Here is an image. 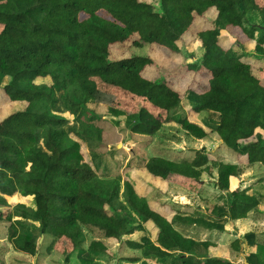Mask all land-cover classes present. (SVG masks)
<instances>
[{"label":"trees","instance_id":"1","mask_svg":"<svg viewBox=\"0 0 264 264\" xmlns=\"http://www.w3.org/2000/svg\"><path fill=\"white\" fill-rule=\"evenodd\" d=\"M158 1L156 10L143 0H0V109L21 106L0 121V207L9 210L6 216L0 212V220L9 222L8 240L15 252L35 256L40 238L48 237L64 247L66 262L91 264L107 248L100 240L86 245L87 234L120 240L151 226L152 238L124 241L141 254L127 262L233 264L200 256L198 247L210 245L178 228L222 232L228 221L245 219L260 207L262 197L248 189L231 190L239 176L237 165L199 150L192 160L151 157L128 165L122 177L104 178L83 154L82 146L101 139L92 104L106 106L112 118L123 120L113 124L122 122L131 134L150 138L175 123L195 140L216 133L240 161L264 166V138H256L257 130L264 129V63L253 64V57L245 55L251 44L254 56L264 59V4ZM254 16L259 26L248 25ZM190 39L200 41L202 57L181 66L174 81L148 57L112 55L113 46L126 44L176 52ZM188 78H194L187 91L190 110L218 117L206 128L187 116L173 118L184 99L177 86ZM209 163L219 193L195 214L176 206L170 215L153 209L130 179L134 172L172 178L180 188L197 193ZM16 197L25 203L7 204ZM254 239L253 233L242 239L254 246L246 262L264 264V245ZM242 241L231 247L239 252Z\"/></svg>","mask_w":264,"mask_h":264},{"label":"rangeland","instance_id":"2","mask_svg":"<svg viewBox=\"0 0 264 264\" xmlns=\"http://www.w3.org/2000/svg\"><path fill=\"white\" fill-rule=\"evenodd\" d=\"M150 3L156 10L159 8L158 0H143ZM258 5H263L264 0H258ZM209 20L215 19V14L211 13L208 16ZM260 19L254 16L248 20V25H260ZM237 52L239 45L235 42H230ZM253 46V45H252ZM203 54V49L199 40H187L183 46L178 48L176 52L163 50L154 45H146L142 48H134L130 44L124 46H113L112 55L116 59L129 58L132 56H143L152 59L161 70V72L172 78L185 64L195 63L200 60ZM241 55V52H239ZM245 54V53H244ZM242 54V57L244 56ZM248 57H253L250 60L253 64L264 63L263 58L254 56L252 49L246 53ZM156 75L157 71H153ZM176 79V78H172ZM194 78H188L177 86L180 92L184 95L183 104L173 113V118H181L187 116L191 122L199 124L204 128L206 123L217 121V115L210 112L195 114L190 110L189 95ZM174 81V80H173ZM176 84L178 80L175 81ZM186 93V94H185ZM20 105L16 107H6L0 109V121L8 116V114L19 111ZM90 109L99 115L100 121L97 126L101 129L100 141L94 142L90 147L82 146L83 154L87 161L94 162L99 166L97 173L100 177L114 178L116 176H124V170L128 165L131 167L141 160H148L151 157H161L171 161L192 160L195 152L203 150L209 153L213 159L227 164H237L239 168L240 188L243 189L246 185L245 179H249L252 185H255L253 191L258 196L262 197L261 205L249 217L252 224L249 223L245 227V233H253L255 242L264 245V167L261 164L246 165L245 159L242 163L237 162L234 157V152L223 150L220 145L219 137L216 133H208V136L203 140H195L186 132L181 130L175 123L164 125L160 131L153 137H145L134 135L129 132L125 125L121 122L120 125H114L113 121L120 119L112 118L104 105H89ZM256 138L261 140L264 138V129H258ZM148 143V144H146ZM95 156V159H93ZM239 163V164H238ZM234 164V165H235ZM209 170L204 172L200 177V185L197 193L188 192L178 186L172 178L168 180H159L149 177L143 172H134L130 175V179L135 184L139 191L146 193L147 201L150 206L157 211L170 215L171 206H176L191 214L197 213L199 210H205L206 206L212 202V199L218 195L219 191L216 187V171L209 163ZM251 168V169H249ZM244 179V180H243ZM239 181V180H238ZM251 185V186H252ZM259 185V186H257ZM122 192V190H121ZM123 202L122 198L119 200ZM17 203H25L21 198H12L7 204L14 205ZM9 210L0 207V212L6 216ZM251 214V213H250ZM228 224V223H226ZM225 224V225H226ZM9 222L0 220V261L5 264H40L42 259L47 258V264H81L80 261L64 259L65 249L61 244H55L52 239L46 237L40 243V252L45 253L28 256L22 253L14 252L11 243L8 240L10 230L8 229ZM151 226H142L140 232L126 239L138 241L143 236L153 237ZM178 230L186 237L193 238L200 244H209L210 246L204 250L201 246L198 247L197 253L200 256L217 257L226 259L236 264H245L246 259L239 252H236L231 247L232 238L221 234L210 232L202 228L188 227L178 228ZM247 231V232H246ZM99 234H87L86 245L93 240H100L107 248L106 255L101 256L91 264H132L125 259L140 258L141 254L138 251H133L127 248L122 239V244L115 239L108 241L104 238H99ZM99 238V239H98ZM243 239V238H242ZM69 248V246H68ZM42 255V256H41ZM139 264V263H136Z\"/></svg>","mask_w":264,"mask_h":264},{"label":"crops","instance_id":"3","mask_svg":"<svg viewBox=\"0 0 264 264\" xmlns=\"http://www.w3.org/2000/svg\"><path fill=\"white\" fill-rule=\"evenodd\" d=\"M224 36H226L227 38H228V43L229 44H232V43H230V42H232V38L231 37H229V36H227L226 34L224 35ZM233 42H235L234 40H233ZM252 49V45L250 44L249 45V50H251ZM239 52H241L240 51V49H239ZM249 52V51H248ZM248 52H246V53H248ZM243 53L241 52V55H242ZM180 92V91H179ZM182 95H183V93L182 92H180ZM185 98V97H184ZM184 100V99H183ZM182 104H183V102H182ZM257 133V132H256ZM220 140V139H219ZM220 145L222 146V148H223V150H226L227 152H233V151H231V150H229L228 148H226L225 146H224V144L222 143V141L220 140ZM235 154V153H234ZM234 157H235V160H237V162H239V163H242V161H240L238 158H237V156H236V154L234 155ZM244 159V158H243ZM236 163V162H235ZM234 163V164H235ZM238 163V164H239ZM227 164V163H226ZM232 164V163H231ZM235 165H237V164H235ZM247 165V164H246ZM258 165V164H257ZM238 166V165H237ZM264 167V166H263ZM249 169H251V168H249ZM264 169V168H263ZM150 177V176H149ZM239 178V177H238ZM239 180V181H238ZM238 180H236V182H232L231 184V190H233V189H235V188H238V189H241L240 188V179H238ZM244 180V179H243ZM245 182H246V185H248V186H246V187H244L243 189H248L249 191H250V193H252V194H256V193H254V191H253V189H254V187H255V185H252V183H251V181L249 180V179H245ZM252 185V186H251ZM257 186H259V185H257ZM243 189H241V190H243ZM257 195V194H256ZM261 196H263L264 197V195H261ZM253 213H251V214H249V216L247 217V218H245V219H240V220H237V221H228L227 223L228 224H226L225 226H224V230L222 231V232H217V231H210V232H215V233H218V234H221V235H223V236H228L229 238H232L233 240H232V242L233 241H235V240H237V239H239V240H241L242 241V238L244 237V235L245 234H247V233H245V231H243V230H245V227H246V225L247 224H249V223H251L252 224V221L249 219V217L252 215ZM191 227H194V226H191ZM180 228H183V227H180ZM186 228H188V227H186ZM198 228V227H197ZM208 231V230H207ZM247 232V231H246ZM46 238V237H45ZM123 239V241L125 240V238H122ZM122 239H120V240H117L118 241V243L120 242L121 244H122ZM193 239V238H192ZM108 241H113V240H115V239H107ZM231 242V243H232ZM41 245V244H40ZM252 249H254V246H252V245H250V243H248V242H244V241H242V244H241V247H240V251H239V255H240V253H241V255L243 256V257H245V255L251 250V251H253ZM15 252V251H14ZM40 254H43V256L44 255H46L45 253H42V252H40V250H39V253H38V255H40ZM240 255V256H241ZM42 256V255H41ZM48 258V257H47ZM47 258H43L42 259V262L43 263H40V264H47V262H49L48 261V259ZM50 263V262H49ZM231 263H233V262H231ZM63 264V263H62ZM71 264V263H70ZM136 264V263H135ZM233 264H236V263H233Z\"/></svg>","mask_w":264,"mask_h":264},{"label":"water","instance_id":"4","mask_svg":"<svg viewBox=\"0 0 264 264\" xmlns=\"http://www.w3.org/2000/svg\"><path fill=\"white\" fill-rule=\"evenodd\" d=\"M42 239H43V237L40 238V240H39V244L42 242ZM245 264H247V263H245Z\"/></svg>","mask_w":264,"mask_h":264}]
</instances>
